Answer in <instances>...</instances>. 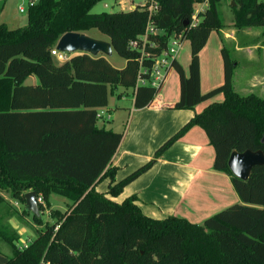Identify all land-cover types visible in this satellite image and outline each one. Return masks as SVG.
Instances as JSON below:
<instances>
[{"label":"trees","instance_id":"1","mask_svg":"<svg viewBox=\"0 0 264 264\" xmlns=\"http://www.w3.org/2000/svg\"><path fill=\"white\" fill-rule=\"evenodd\" d=\"M102 1L37 0L26 9L25 26L0 25V208L6 193L23 203L29 191L46 204L51 196L67 200L66 210L51 211V223L43 225L42 219L32 216L44 228L22 250L18 233L0 218V240L12 251L6 264H264V166L253 167L245 181L234 177L227 166L235 151L264 154V99L234 90L237 62L225 46L224 83L204 94L200 90L199 53L211 33L225 28L223 0H210L196 27H190L195 0H160L152 21L166 35L150 36L155 47H147L149 59H141L140 52L128 46L143 35L147 12L138 8L90 12ZM231 1L233 26L261 28L264 35V2ZM90 29L108 39L125 61L123 69L102 55L76 53L61 63L51 55L62 35ZM172 34L188 40L191 49L187 74L175 60L167 72L174 71L180 81V99L172 109L193 110L217 94L224 99L195 114L156 149L152 159L115 181L116 169L110 163L123 135L99 127L97 113L109 105V88L111 93L118 87L133 89L136 109L155 101L168 74L158 88L139 85L137 80L150 78L153 58L166 48ZM31 76L38 83L24 85ZM192 127L206 133L215 151L213 168L230 178L240 203L197 225L175 216L146 217L136 195L120 203L112 199ZM105 179L108 190L103 194L95 186ZM38 208L42 210L39 202Z\"/></svg>","mask_w":264,"mask_h":264},{"label":"crops","instance_id":"2","mask_svg":"<svg viewBox=\"0 0 264 264\" xmlns=\"http://www.w3.org/2000/svg\"><path fill=\"white\" fill-rule=\"evenodd\" d=\"M16 1L0 0V25L5 24L8 29H10V25L19 28L21 22H23L20 18H17V15L3 13L6 6ZM132 5L130 8H132ZM21 6L23 5L21 4L18 10ZM15 24L17 26H14ZM220 34H224L223 40L232 39L235 41L232 35L230 39H226L228 35L225 32L223 33V30H220ZM242 36L241 40L247 39ZM245 36L247 37V34ZM223 40L220 41V46ZM243 46L236 45V51L245 53L249 60L256 56L254 51L258 53L256 51L258 47L255 44ZM202 51L203 49L199 53L200 90L206 93L216 88L212 85V87L205 90L204 86L203 90L202 78L203 72L206 71V68L203 67H206V61L210 63L208 67L209 74H213L215 69L223 62L221 54L218 59L215 52L203 53ZM180 55L181 53L175 60L176 62L180 59ZM260 56L264 57V52L261 51ZM257 59L256 61L259 62ZM189 62L190 58L186 59L185 53L182 55L181 62L180 60L177 62L181 64L185 74L188 72ZM172 72L174 71L169 74ZM252 73L257 74L256 71ZM169 74L164 80L160 93L155 97V101L145 109L135 108L133 89H127L118 94L120 95L118 98H130L129 106L114 105V109H108V105L107 108L101 109L104 114L103 119L98 122V126L123 135V139L110 163V166L116 169L115 181L129 176L134 170L152 159L156 149L172 137L195 114L201 112L208 105L221 102L224 99L220 96L216 101H214L215 98L204 101L199 103L193 110H174L172 109L173 105L180 99V81L178 76L175 78L176 73L170 76ZM204 77L206 79L205 73ZM258 81L261 89L259 88L257 95L264 99L260 94L264 90V78ZM23 83L24 85L35 86L38 81L31 76ZM214 158L215 151L209 144L206 133L200 127H192L181 139L165 150L164 154L145 174L130 182L123 190L122 196L129 198L131 195H136V204L146 217L164 220L166 217L175 216L201 225L206 218L236 205V203H240V199L231 185L230 178L225 173L217 172L213 168ZM103 181H106L108 185L107 179ZM95 189H97V185ZM62 204L63 207L57 208V210L64 211L67 209L65 207L66 203ZM18 247L20 246L18 245ZM11 255L12 251L8 255L6 253L0 255V264H6L8 257Z\"/></svg>","mask_w":264,"mask_h":264},{"label":"rangeland","instance_id":"3","mask_svg":"<svg viewBox=\"0 0 264 264\" xmlns=\"http://www.w3.org/2000/svg\"><path fill=\"white\" fill-rule=\"evenodd\" d=\"M263 1L264 0H260ZM28 2L29 0H17L15 3L11 2L8 6L5 7V12L9 15H17V18L21 19L23 22H21L20 26H25L24 24L27 22V14H26V9L28 7ZM143 0H103L102 2L96 4L90 12L94 14H100V13H114V12H125L128 10H131V5L135 6H140L142 5ZM23 5V8L25 9V12L21 13L18 10V7L20 5ZM232 8V1L231 0H223L221 3L220 9L222 12L223 16V24H224V29L223 33L227 34L228 36L226 39H230L231 35L233 36L234 40H223V43L220 46V41L221 37L224 38V34H221L217 31H214L211 33L209 36V40L206 43V47L203 48V53H214L218 56L221 54V49L222 46H225L228 49V54L231 59H233L235 62H237L236 69H234L233 72V85H234V90L240 94V95H249L251 93H254L257 95V91H259L260 84H259V79L263 80L264 78V57L260 56V52H264V35H263V29L261 28H249V29H237L236 27L233 26L234 24V17H233V10ZM17 19V20H18ZM14 26H17L15 24ZM11 28H17L13 27V25H10L9 27ZM232 33V34H231ZM88 37H92L94 39L98 40H103L107 41L108 39L103 36L98 30L95 29H90L89 32L84 33ZM247 34V37L245 36ZM244 36L245 40H241V36ZM242 36V37H243ZM219 43V44H218ZM256 45L258 49L256 50L258 53L254 51L256 56H254L253 59L249 60L246 57V54L243 52H237L236 51V45H241V47H244L243 45ZM179 50L177 55L175 56V60L179 56V53H181L180 57V62L182 60V55L185 53V58H190L191 56V49L188 40L183 39L181 43L179 44ZM248 47V46H245ZM252 48V47H251ZM76 54V53H73ZM72 54V55H73ZM71 55V56H72ZM107 62L110 63V65L114 66L115 68L121 69L124 67L125 61L120 58L114 51H112L111 55L104 56L102 55ZM256 58L259 62L256 61ZM179 60L177 62H179ZM184 60V59H183ZM57 62H59L57 60ZM206 71L203 72V90L205 86V90L209 87H212V85L215 87H219L224 83L223 80V63H220L219 67L215 69V72L213 74H209V62H207ZM214 68V66H212ZM205 70V69H204ZM256 71L257 74H254L252 72ZM175 74V72H172L171 74ZM204 73L206 75V79L204 77ZM169 74V76L171 75ZM252 75H258V76H252ZM168 76V77H169ZM175 78H177V75H174ZM35 80V79H33ZM167 81V80H166ZM167 83V82H166ZM166 85V84H165ZM164 85V86H165ZM264 87V85H263ZM170 88V86H169ZM261 89V88H260ZM125 91L124 88L118 87L116 89L111 90L109 88V95H108V100H109V108L108 109H114V105H123L125 107L130 105V98L129 97H123L118 98V94L120 92ZM180 91V90H179ZM262 91V90H261ZM203 93V92H202ZM207 93V92H206ZM204 94V93H203ZM261 96L264 97V90L263 92H260ZM222 94H217L215 95V100L216 101ZM258 96V95H257ZM223 97V96H222ZM259 97V96H258ZM107 182L103 181L100 182L97 185V189L103 193H107ZM30 192V191H29ZM27 193V192H26ZM5 203L2 205L0 208V218L3 219L2 223L5 225L9 224L10 227L14 228V230L18 233L19 235V240L17 245L23 246L27 243H29L31 240L35 238L37 235L38 230H41L44 228V224L46 222L51 223V211L53 209L61 208L63 207L62 203H67L64 198L58 197V196H51L49 200V204H46L43 200L42 197L38 198V202L41 204L42 210L41 216H42V221L43 225L42 226H37L33 222V217L31 214L25 213V202H20L18 200H14L10 197L8 193L3 194ZM115 202L120 203L126 198L122 196V193L117 196L112 198ZM66 207V206H65ZM64 207V208H65ZM8 255L11 253L9 245H5L1 240H0V255L5 254Z\"/></svg>","mask_w":264,"mask_h":264},{"label":"built area","instance_id":"4","mask_svg":"<svg viewBox=\"0 0 264 264\" xmlns=\"http://www.w3.org/2000/svg\"><path fill=\"white\" fill-rule=\"evenodd\" d=\"M37 0H29L28 6L33 5L36 3ZM210 0H195L193 5L194 13L192 15V20L190 27H196V25L199 24L201 21V17L205 14V12L208 10V4ZM159 3L160 0H143L142 5L135 6L132 5L131 10L139 9L140 11L147 12V20L145 23V31L142 36L138 37L135 40H132L129 42V47L132 50L140 52V58H147L149 59L150 56L148 53H146L147 47H155L153 43L149 41L150 36H165L166 33L163 29H158L153 25V17L159 12ZM19 12L23 13L25 12V9L23 6L19 8ZM181 35H170L166 42V48L161 51V54L157 58H153V67L150 71V78L147 79H138L137 82L139 85H149L154 88L160 87L162 84V80L165 78V76L168 74L169 69L171 67V62L175 60V56L178 53L180 43H181ZM56 46V44H55ZM51 55L56 58L59 62H65L67 61L72 54L64 53L58 51L55 47L52 48ZM141 72H146V70H142ZM103 111H98L97 118L100 120L103 119ZM28 244H25L23 246H20L19 249H25V247Z\"/></svg>","mask_w":264,"mask_h":264},{"label":"water","instance_id":"5","mask_svg":"<svg viewBox=\"0 0 264 264\" xmlns=\"http://www.w3.org/2000/svg\"><path fill=\"white\" fill-rule=\"evenodd\" d=\"M233 5L234 3L232 2ZM55 48L60 52L68 54L84 53L89 56H108L113 51L109 41L94 39L84 33L77 32L62 35L56 42ZM261 143H264V136L261 139ZM227 166L234 177L245 181L249 178L253 167L264 166V154L261 150H247L243 153L235 151L230 155ZM25 209L36 219L41 220L42 216L38 208L36 192L30 191L25 194Z\"/></svg>","mask_w":264,"mask_h":264}]
</instances>
